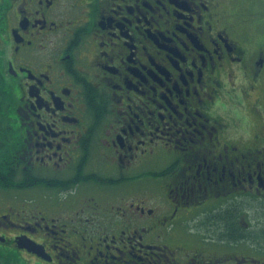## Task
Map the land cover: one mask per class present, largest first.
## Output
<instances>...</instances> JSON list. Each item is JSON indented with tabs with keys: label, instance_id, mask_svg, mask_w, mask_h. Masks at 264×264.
<instances>
[{
	"label": "flooded vegetation",
	"instance_id": "af4514ba",
	"mask_svg": "<svg viewBox=\"0 0 264 264\" xmlns=\"http://www.w3.org/2000/svg\"><path fill=\"white\" fill-rule=\"evenodd\" d=\"M2 12L14 167L39 185L0 187L1 264H264L259 14L241 0Z\"/></svg>",
	"mask_w": 264,
	"mask_h": 264
},
{
	"label": "trees",
	"instance_id": "16d2710c",
	"mask_svg": "<svg viewBox=\"0 0 264 264\" xmlns=\"http://www.w3.org/2000/svg\"><path fill=\"white\" fill-rule=\"evenodd\" d=\"M2 18V0H0V36L4 33L3 27L5 23L1 22ZM13 87L12 83L5 77L4 60L2 58V51L0 50V186L5 189L23 190L39 184L22 179V176H19V174H23L24 172L22 170L19 171L18 168L15 170L14 167V159L17 158L18 152L21 153L23 144L20 138L14 142L12 141L15 123L11 121L10 116L13 110V102L17 100ZM2 264L18 263L15 261L13 263L4 262Z\"/></svg>",
	"mask_w": 264,
	"mask_h": 264
},
{
	"label": "rangeland",
	"instance_id": "374dc122",
	"mask_svg": "<svg viewBox=\"0 0 264 264\" xmlns=\"http://www.w3.org/2000/svg\"><path fill=\"white\" fill-rule=\"evenodd\" d=\"M241 5L246 16L259 14L255 22H261L262 25L258 26L259 28L257 27L256 30L254 28L256 23H254L249 34L254 36L257 45H261V47L264 46V15H262V13H264V0H241Z\"/></svg>",
	"mask_w": 264,
	"mask_h": 264
},
{
	"label": "water",
	"instance_id": "95a60500",
	"mask_svg": "<svg viewBox=\"0 0 264 264\" xmlns=\"http://www.w3.org/2000/svg\"><path fill=\"white\" fill-rule=\"evenodd\" d=\"M33 244V243H32ZM23 248H27L30 251H32V249L34 248V245L32 246L30 243L24 241L23 244L21 245Z\"/></svg>",
	"mask_w": 264,
	"mask_h": 264
}]
</instances>
